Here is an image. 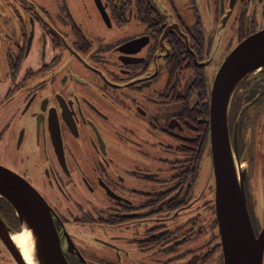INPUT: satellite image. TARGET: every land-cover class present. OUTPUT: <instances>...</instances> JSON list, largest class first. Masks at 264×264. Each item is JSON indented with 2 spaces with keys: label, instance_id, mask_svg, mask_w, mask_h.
I'll use <instances>...</instances> for the list:
<instances>
[{
  "label": "flooded vegetation",
  "instance_id": "obj_1",
  "mask_svg": "<svg viewBox=\"0 0 264 264\" xmlns=\"http://www.w3.org/2000/svg\"><path fill=\"white\" fill-rule=\"evenodd\" d=\"M262 28L264 0H0V164L50 205L70 264H224L211 92ZM228 123L259 236L264 68ZM0 214L20 230L2 197ZM0 264H19L1 236Z\"/></svg>",
  "mask_w": 264,
  "mask_h": 264
},
{
  "label": "water",
  "instance_id": "obj_2",
  "mask_svg": "<svg viewBox=\"0 0 264 264\" xmlns=\"http://www.w3.org/2000/svg\"><path fill=\"white\" fill-rule=\"evenodd\" d=\"M264 68V28L242 40L221 65L211 92V138L216 178V214L224 264H264V232L256 235L243 184L245 170L229 135V111L240 83ZM0 197L15 210L20 230L33 240L36 264H70L66 259L51 207L28 179L0 164ZM19 230V231H20ZM0 214V236L19 264H28L13 239L19 232Z\"/></svg>",
  "mask_w": 264,
  "mask_h": 264
},
{
  "label": "bare ground",
  "instance_id": "obj_3",
  "mask_svg": "<svg viewBox=\"0 0 264 264\" xmlns=\"http://www.w3.org/2000/svg\"><path fill=\"white\" fill-rule=\"evenodd\" d=\"M13 239L22 251V254L28 264H36L32 259L33 240L31 232L26 228L13 234Z\"/></svg>",
  "mask_w": 264,
  "mask_h": 264
},
{
  "label": "rangeland",
  "instance_id": "obj_4",
  "mask_svg": "<svg viewBox=\"0 0 264 264\" xmlns=\"http://www.w3.org/2000/svg\"><path fill=\"white\" fill-rule=\"evenodd\" d=\"M7 43L5 41H0V78L2 79V82L0 81V90H3L5 88V80L7 75V65H6V57H5V51H6Z\"/></svg>",
  "mask_w": 264,
  "mask_h": 264
}]
</instances>
